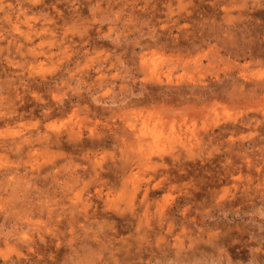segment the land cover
Listing matches in <instances>:
<instances>
[{
    "label": "clouds",
    "instance_id": "obj_1",
    "mask_svg": "<svg viewBox=\"0 0 264 264\" xmlns=\"http://www.w3.org/2000/svg\"><path fill=\"white\" fill-rule=\"evenodd\" d=\"M0 264H264V0H0Z\"/></svg>",
    "mask_w": 264,
    "mask_h": 264
}]
</instances>
